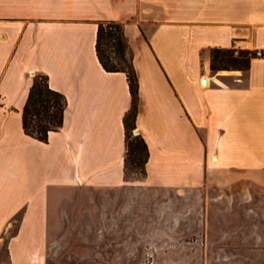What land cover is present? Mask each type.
I'll use <instances>...</instances> for the list:
<instances>
[{
    "label": "crops",
    "instance_id": "0c3cea01",
    "mask_svg": "<svg viewBox=\"0 0 264 264\" xmlns=\"http://www.w3.org/2000/svg\"><path fill=\"white\" fill-rule=\"evenodd\" d=\"M99 22L123 24L139 85L145 177L124 174V73L95 51ZM254 54L211 70L214 49ZM64 95L46 142L24 134L33 77ZM205 80V84L202 81ZM264 188V0H0V240L9 264H44L55 189Z\"/></svg>",
    "mask_w": 264,
    "mask_h": 264
},
{
    "label": "rangeland",
    "instance_id": "374dc122",
    "mask_svg": "<svg viewBox=\"0 0 264 264\" xmlns=\"http://www.w3.org/2000/svg\"><path fill=\"white\" fill-rule=\"evenodd\" d=\"M127 167L129 180L142 179ZM50 208L44 264H264V188L242 182L55 189ZM17 222L0 240V264Z\"/></svg>",
    "mask_w": 264,
    "mask_h": 264
},
{
    "label": "trees",
    "instance_id": "16d2710c",
    "mask_svg": "<svg viewBox=\"0 0 264 264\" xmlns=\"http://www.w3.org/2000/svg\"><path fill=\"white\" fill-rule=\"evenodd\" d=\"M95 51L102 68L109 73H124L130 94V107L123 117L125 133L124 174L127 178V163H136L142 178L145 177L147 146L140 135L132 137L136 129V117L139 103V85L133 67L132 51L124 34L123 24L117 22H99L96 32ZM253 57L240 51L238 57L232 56L231 49H214L211 52V70H229L232 65L249 66ZM241 70V69H238ZM66 99L61 93L52 90L45 75L33 77L28 97L22 112L24 134L40 142H46L50 132L57 131L63 124Z\"/></svg>",
    "mask_w": 264,
    "mask_h": 264
},
{
    "label": "built area",
    "instance_id": "2783aa9c",
    "mask_svg": "<svg viewBox=\"0 0 264 264\" xmlns=\"http://www.w3.org/2000/svg\"><path fill=\"white\" fill-rule=\"evenodd\" d=\"M232 50V56L233 57H238L239 56V52L242 51L241 49L237 48V47H233ZM263 55V53L261 51H256L254 54H253V57H261Z\"/></svg>",
    "mask_w": 264,
    "mask_h": 264
},
{
    "label": "water",
    "instance_id": "95a60500",
    "mask_svg": "<svg viewBox=\"0 0 264 264\" xmlns=\"http://www.w3.org/2000/svg\"><path fill=\"white\" fill-rule=\"evenodd\" d=\"M202 83L205 84V80H203ZM133 133H134V135H137V134H138V131L135 129V130L133 131Z\"/></svg>",
    "mask_w": 264,
    "mask_h": 264
}]
</instances>
